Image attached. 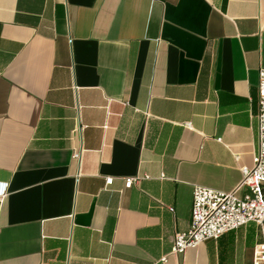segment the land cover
Wrapping results in <instances>:
<instances>
[{
  "label": "crops",
  "instance_id": "crops-1",
  "mask_svg": "<svg viewBox=\"0 0 264 264\" xmlns=\"http://www.w3.org/2000/svg\"><path fill=\"white\" fill-rule=\"evenodd\" d=\"M262 66L264 0H0V264H254L255 222L173 246L253 165Z\"/></svg>",
  "mask_w": 264,
  "mask_h": 264
},
{
  "label": "built area",
  "instance_id": "built-area-1",
  "mask_svg": "<svg viewBox=\"0 0 264 264\" xmlns=\"http://www.w3.org/2000/svg\"><path fill=\"white\" fill-rule=\"evenodd\" d=\"M258 101V149L253 156V165L243 168V179L232 191L197 185L193 193L192 217L187 230L177 232L174 253H184L208 239H218L222 234L235 230L249 222H255L261 233L256 244L254 264H264V67L259 71ZM81 151L74 153L79 159ZM107 185L114 182L108 177ZM135 178H128L126 187H131ZM6 189L0 190V196ZM174 211L173 207H170ZM167 258H163L165 261Z\"/></svg>",
  "mask_w": 264,
  "mask_h": 264
}]
</instances>
